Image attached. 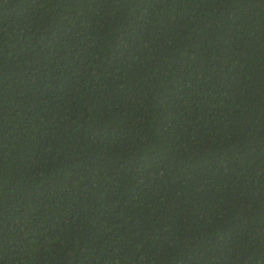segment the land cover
Here are the masks:
<instances>
[{
  "label": "trees",
  "instance_id": "1",
  "mask_svg": "<svg viewBox=\"0 0 264 264\" xmlns=\"http://www.w3.org/2000/svg\"><path fill=\"white\" fill-rule=\"evenodd\" d=\"M0 264H264V0H0Z\"/></svg>",
  "mask_w": 264,
  "mask_h": 264
}]
</instances>
